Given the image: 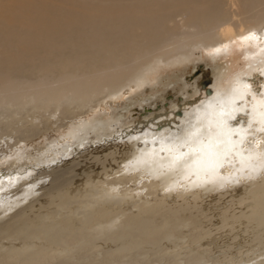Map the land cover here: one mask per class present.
<instances>
[{
	"label": "bare ground",
	"instance_id": "bare-ground-1",
	"mask_svg": "<svg viewBox=\"0 0 264 264\" xmlns=\"http://www.w3.org/2000/svg\"><path fill=\"white\" fill-rule=\"evenodd\" d=\"M108 1V7L99 15L94 13L92 4L83 3L64 13L57 11L46 17L51 8L44 1L28 9L24 15L0 20V35L9 37L19 34L22 38L13 63H17L27 50H34L40 57L46 47L52 51L53 57H60L76 38L85 37L94 41L97 29L106 23L112 31L121 33L120 39L115 42L117 58L112 57L113 66L110 69L94 75L89 83L83 80L58 81L48 91H32L37 99L45 101L47 98L53 102L59 97V103H62L65 94L71 100L92 92L106 91V88L118 91L130 81L136 80L137 83L143 67L153 58L163 56L161 51L169 46L168 42L149 48L152 41H131L133 33L144 31L150 22L154 32L159 33L163 21L159 19L160 22H156L152 14L158 15L163 3L157 0ZM228 12L231 14L228 15L227 11L209 14L204 9L192 8L189 31L182 41L173 44L176 48L185 46L188 41L199 44L215 35L217 45L211 48L217 52L223 46L222 37L250 43L259 36L257 41L264 42V17L244 15L234 1H231ZM200 21L204 23L202 31L195 27ZM83 53V48L72 52L74 57ZM245 99L249 100V104H245L248 103ZM8 100L12 101L11 94ZM70 100L68 104H71ZM246 112L249 113V129L248 126L244 129L238 119ZM188 114L184 118L185 125L176 122L177 127L172 131L167 129L163 138L156 135L150 137L143 129L139 135L127 140L128 145L109 147V152L102 153L101 165L82 167L78 173H70L68 168L69 178L66 179L59 171H52L47 186L37 197H34L33 187L29 188L33 193L27 187V192L24 189L25 194L21 193L23 196L20 198H30L23 201L26 205L13 215H7L13 208L12 196L9 203L0 198V216H5L0 219V264H153L152 254L164 256L169 250L166 245L177 246L185 238L189 241L206 239L207 243L210 240L216 242L215 238L212 239V231L207 228L202 230L200 219L192 217L194 214L191 212L195 205L205 202L202 194L210 191H219L218 201L230 196L236 201L237 208L230 210L227 204L220 208L222 201L221 204L213 203L209 208L208 221L218 222L219 227L230 233L248 234L246 248H258L261 256L255 261L264 264V93L257 96L245 80H238V85L233 86L226 97L217 95L207 99ZM72 124L66 133L67 136L73 133V140L76 130L73 128L77 124ZM184 131L186 135L182 134ZM92 154L94 157L91 160L99 161L96 153ZM85 164L88 163L83 161ZM97 166H101L99 172L95 170ZM3 175L10 179L7 173ZM78 175L85 176L86 182L74 181ZM172 199L177 201L172 202ZM4 200L7 199L4 197ZM36 203L41 205V209H46L47 214L40 217L39 212V216L31 218L29 215L32 214H27L26 210L34 213L32 209L36 208ZM52 209H55L54 213L50 211ZM233 239L241 242L238 235ZM202 245H198L201 250ZM18 249L43 251L41 254H26ZM47 249H57L58 256ZM121 249H125V253L116 255V251ZM95 252L100 255L91 254ZM183 252L171 251L166 257L168 262L159 264H221L218 257L209 258L211 255L204 256L202 251L188 250L182 256ZM9 256L11 262L8 261Z\"/></svg>",
	"mask_w": 264,
	"mask_h": 264
},
{
	"label": "rangeland",
	"instance_id": "rangeland-1",
	"mask_svg": "<svg viewBox=\"0 0 264 264\" xmlns=\"http://www.w3.org/2000/svg\"><path fill=\"white\" fill-rule=\"evenodd\" d=\"M44 1L51 8L46 12V17L57 11L64 13L67 9L79 7L83 3L92 4L94 13L99 15L108 7L109 3L108 0H0V20L24 15L28 9ZM157 1L163 3V6L158 10V15L153 13L152 17L156 22H160L159 19L163 21L162 29H159V33H155L150 22L144 31L134 32L131 41H152L148 45L149 48L157 47L163 42L170 44L167 46L168 48L162 49L161 52L164 54L161 58H153L143 67V73L137 79V83H135L136 80L130 81L114 92L106 88V91L102 90L95 94L92 92L85 97L80 96L71 100L69 95L65 94L62 97V103H59V97L55 98L53 102L48 101L47 98L45 101H41L32 93V91L41 93L48 91L54 88L58 81L77 82L83 80L84 83H89L94 75H99L104 69H110L113 66L112 57L117 58L115 42L120 39L121 33L112 31L108 23L97 29L94 41H89L85 37L76 38L70 44L68 51L60 57H53L52 51L46 47L40 57L34 50L25 51L17 63H13L12 59L16 57L18 49L22 45L21 36L19 34L9 37L0 35V196L2 195L0 198L4 203L13 200V208L12 211L7 212L8 216L15 214L17 209L26 205L23 201L26 202L30 197H27L28 199L20 198L25 194L26 187L28 190H34L36 193L34 197L43 192L41 189L47 186L49 178H51L49 173L52 171H59L66 179L69 178L67 177L69 169L70 173H78L82 167L92 164L95 166L97 163L101 165L103 151L109 152V147H113L115 144H118L119 148L128 145L127 140L131 136L139 135L143 129L150 134V137L156 135L158 138H163L168 130L172 131L177 127L176 122L184 124V118L189 115L188 112L195 110L205 100L217 97V95L226 97L229 90L238 85V80H245L252 93L254 92L257 96L263 95L264 42L257 41L259 36H256L257 39L250 43H243L237 39L229 41L227 37H222L223 46L217 52L211 48L212 45H217L215 35L211 36L210 40L199 44H192L188 41L185 46L180 48H176L173 43L182 41L186 32L189 31V13L192 8L204 9L209 14L227 11L230 15L231 12H228L230 3L234 1L236 7L244 15L264 17V0ZM195 27L202 31L204 23L200 21ZM230 27L237 30L232 25ZM155 35L158 36L154 37ZM79 48H83L84 53L74 57L73 50ZM206 89L210 90L209 93L206 92ZM10 94L12 101L8 100ZM112 94L114 95L110 96ZM16 96L20 99H17ZM247 97L250 99V95ZM247 99L245 101L248 103L245 104H249ZM69 100L71 104H68ZM241 115L238 116V119L242 121V127L246 129L250 122L249 113ZM71 124L72 126L77 124L73 128V130L76 129L73 140V133L71 136L68 134L69 137L66 133L72 128ZM249 127L247 128L249 129ZM184 132L182 134L186 135V131ZM92 152L96 153L95 156L99 157V161L91 160L94 157ZM83 161L88 164L83 165ZM100 167L97 166L96 172L101 170ZM3 173L10 175V179H6L7 177ZM15 176L19 180H15ZM85 179V176L78 175L74 181L83 184L86 182ZM14 182L18 185L15 186ZM34 182L38 184L36 185ZM30 187L33 188L29 189ZM31 192L33 193L32 190ZM219 194V191L203 193L202 200L205 202L197 204L191 209L194 214L192 217L200 219L201 229H210L212 239L215 238L216 242L210 240L207 243L206 239L189 241L185 238L177 246L166 245L169 250L164 253V256L152 254L153 264L168 262L166 258L169 256L168 253L177 250L184 251L182 256L188 250L202 251L204 256L211 255L209 258L218 257L221 264H239L240 262L242 264L243 262L244 264H249V262L250 264H260L255 261L261 256L258 254L259 249L246 248L248 234H241L238 231L230 233L219 227L218 222L208 221L211 211L209 208L213 203L221 204L222 201L223 204L220 208L224 207V204L225 206L227 204L230 210L237 208L236 201L231 200L230 196L222 195L223 200L218 201ZM4 197L7 200H4ZM16 198L21 202L17 203ZM174 200L172 199V202L177 201ZM40 202L44 205L43 201ZM36 205L37 203L35 204L36 208L32 209L34 213L26 210L27 214H32L29 215L31 218H34L39 212L40 217L47 214L46 209H41V205ZM54 210L50 211L54 213ZM2 217L5 218L1 215L0 219ZM237 235L238 240H241L240 243L233 239ZM200 242L205 243L202 245ZM119 245L121 244L116 246ZM198 245H202L203 250L198 248ZM18 247L20 248V246ZM18 250L26 252V254H41L43 251L41 249ZM47 250H51L58 256L57 249ZM74 250L76 251V249L72 251ZM212 250L214 252H210ZM94 251L96 250L94 249ZM123 253H125V249L116 251L115 254ZM91 254L96 256L99 253ZM8 261H12L10 256ZM233 261L235 262L233 263ZM204 264H210V262Z\"/></svg>",
	"mask_w": 264,
	"mask_h": 264
},
{
	"label": "water",
	"instance_id": "water-1",
	"mask_svg": "<svg viewBox=\"0 0 264 264\" xmlns=\"http://www.w3.org/2000/svg\"><path fill=\"white\" fill-rule=\"evenodd\" d=\"M209 91H210L209 89H206V92H207V93H209Z\"/></svg>",
	"mask_w": 264,
	"mask_h": 264
}]
</instances>
